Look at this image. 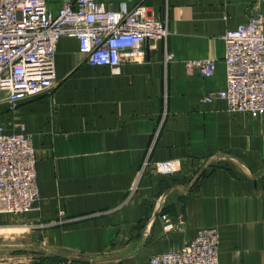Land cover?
Here are the masks:
<instances>
[{
	"label": "crops",
	"instance_id": "crops-1",
	"mask_svg": "<svg viewBox=\"0 0 264 264\" xmlns=\"http://www.w3.org/2000/svg\"><path fill=\"white\" fill-rule=\"evenodd\" d=\"M97 1L144 4L168 36L116 74L63 37L56 87L3 115L8 132L24 123L32 136L40 198L38 211L0 213V264H147L203 227L220 230V264H264V113L203 100L225 86L224 33L264 16V0ZM192 59L216 60L215 74L189 72ZM164 160L181 169L157 173Z\"/></svg>",
	"mask_w": 264,
	"mask_h": 264
},
{
	"label": "built area",
	"instance_id": "built-area-1",
	"mask_svg": "<svg viewBox=\"0 0 264 264\" xmlns=\"http://www.w3.org/2000/svg\"><path fill=\"white\" fill-rule=\"evenodd\" d=\"M48 0H0V213L23 215L39 210L36 149L24 123L7 131L5 113L18 116L22 101L53 90L57 85L56 57L63 37L77 39L79 48L94 67L120 73L125 62H141L153 41L167 38V21L149 7L120 3L109 9L97 0L67 1L53 15ZM225 44L226 82L222 90L203 99L226 102L232 113H264V16L228 29ZM166 52L165 62L174 60ZM187 70L201 77L215 74L214 59L185 61ZM149 165L145 161L143 171ZM178 160L157 161L154 170L171 175L180 169ZM164 230L176 223L163 213ZM221 235L217 227L201 228L180 249L150 257L147 264H219Z\"/></svg>",
	"mask_w": 264,
	"mask_h": 264
},
{
	"label": "rangeland",
	"instance_id": "rangeland-1",
	"mask_svg": "<svg viewBox=\"0 0 264 264\" xmlns=\"http://www.w3.org/2000/svg\"><path fill=\"white\" fill-rule=\"evenodd\" d=\"M230 113H232V112H230ZM154 164V163H153ZM172 219V218H171ZM173 220V219H172ZM203 228H206V227H203ZM201 229V228H200ZM199 230V229H198ZM1 240V239H0ZM5 243H7V242H10V239L9 240H6V241H4ZM1 243V242H0Z\"/></svg>",
	"mask_w": 264,
	"mask_h": 264
},
{
	"label": "bare ground",
	"instance_id": "bare-ground-1",
	"mask_svg": "<svg viewBox=\"0 0 264 264\" xmlns=\"http://www.w3.org/2000/svg\"><path fill=\"white\" fill-rule=\"evenodd\" d=\"M180 169H181V166H180ZM180 169H179V170H180ZM179 170H178V171H179ZM219 264H220V262H219Z\"/></svg>",
	"mask_w": 264,
	"mask_h": 264
}]
</instances>
